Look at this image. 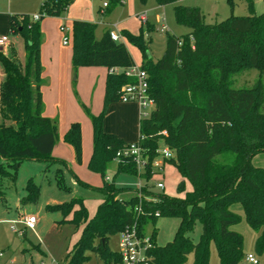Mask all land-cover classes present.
Returning <instances> with one entry per match:
<instances>
[{
  "label": "trees",
  "instance_id": "16d2710c",
  "mask_svg": "<svg viewBox=\"0 0 264 264\" xmlns=\"http://www.w3.org/2000/svg\"><path fill=\"white\" fill-rule=\"evenodd\" d=\"M74 0H43L33 20L29 14H13L10 31L20 35L25 44L26 61L22 64L12 49L5 55L0 49V65L5 79L0 86V198L4 196L3 180H17L19 166L26 160L47 164H65L53 156L58 138L54 121L43 114L40 81L41 23L47 16L60 17ZM123 0H107L108 10ZM145 2L146 0H140ZM178 0H156L158 5L173 4L176 21L190 28L182 36L166 31L165 51L155 63L148 55L151 39L142 32L132 34L122 30L128 41L143 54L141 68L148 75L149 93L155 106L150 115L141 118L140 133L145 135L142 147L147 156L143 169L129 156L117 158V152L130 142L103 128L107 108L121 101L122 87L135 79L124 70H112L106 77L102 111L89 114L93 127V152L88 167L99 173L104 194L94 217L89 218L82 197L64 203L47 204L50 212H61L62 221L83 225L79 239L73 244L63 264H82L93 251L105 261L121 262L120 252L108 247L110 236L127 228H135L138 236L150 233L152 246L148 249L149 264H209L210 243L214 241L219 264H241L245 259L243 236L232 230L240 216L230 210L239 202L248 225L259 233L255 242L257 254H264V167L253 158L264 153V14H258L254 0H245L248 15H231L212 25L205 22L200 8L176 4ZM233 7V0H228ZM96 24L74 20L72 24V65L126 69L135 65L126 44L115 41L110 31L100 38L95 35ZM149 32L153 28L148 26ZM257 69L259 77L251 88H234L236 75ZM10 122V123H8ZM166 131V133H163ZM64 141L74 147L76 158L82 157L81 124L73 122ZM166 146L172 152L163 165H174L185 181L178 184V196L155 192L149 180L156 174L154 159L158 149ZM116 163L120 172L138 174L145 183L129 199L119 197L131 188L116 185L106 178V171ZM141 170V171H140ZM61 189L69 190L61 168L56 170ZM80 184L88 183L77 177ZM22 205L37 203L40 186L34 178L26 183ZM159 217L180 219L172 241L158 245L155 241ZM197 220L202 225L200 239L195 242L189 232ZM264 264V262H260Z\"/></svg>",
  "mask_w": 264,
  "mask_h": 264
},
{
  "label": "rangeland",
  "instance_id": "374dc122",
  "mask_svg": "<svg viewBox=\"0 0 264 264\" xmlns=\"http://www.w3.org/2000/svg\"><path fill=\"white\" fill-rule=\"evenodd\" d=\"M105 1L107 0H92L94 20L89 22L97 24L96 37L100 38L103 32L104 26L102 20L105 16H107L106 20L113 24L122 23L121 21L126 19L127 21L123 25V29L132 34L142 32L145 40L151 39L148 54L154 63L162 57L165 51L166 31L177 36L185 35L190 31L189 27L181 25L176 21L173 4L159 6L156 0H146L144 3L140 0H126L128 1L127 6L119 4L114 9L105 10V12L100 13V8L103 7ZM176 4L200 8L205 16V22L210 25L223 21L231 15L243 16L249 14L245 0H233V7H231L228 0H178ZM128 6L131 8V12L126 11ZM254 8L256 13L264 14V0H254ZM142 15L146 16L145 21H141L140 17ZM149 25L153 28L151 32L148 29ZM6 28L7 25L0 21V29L5 31ZM131 29L135 31L132 32ZM0 35L8 37V40L13 43L17 56L23 62L24 58L22 54L25 53L23 38L20 35H10L5 32L0 33ZM124 38L125 40L121 41L125 42L131 54L136 57L137 61H135V65L141 66L143 60L141 49L131 44L125 36ZM70 39L72 41V36ZM258 77L259 71L257 69L244 71L235 76L234 88H251ZM262 85L264 88V74ZM153 109L154 106H150L146 111L151 112ZM85 114L88 118L87 123L74 122L81 124L82 157L83 150L85 149L86 153L89 152L87 161H82V157L81 161L77 160L74 147L64 141L65 132L62 137L63 139L57 138L56 143L57 145L61 143L66 148L63 150L61 148L55 152L56 156L63 157L62 159L65 164L47 167V164L44 162L26 160L19 166L17 180L14 184L8 179L3 180L5 194L0 198V250L4 252V256L0 258V264H63L66 262L70 249L81 235L83 225H76L70 222L71 215L66 218L68 221L63 222L61 212L46 211L45 207L47 204L64 203L70 201L73 197H82L87 206L89 218L94 217L98 205L104 198V194L98 189L103 185V178L99 173L92 171L88 167L93 152V127L89 112L85 111ZM53 121L57 126V130L60 131L63 124H60L58 119ZM67 148L71 150L72 158H70V161L71 159L74 161L73 166L67 164ZM60 150L62 151L61 153H59ZM260 158L263 159L260 161ZM254 161V164L257 166L264 167V153H259ZM155 163L163 166V168L161 170L156 169V174L149 180V186H151L153 191L162 192L164 190L166 194L171 196L182 195L178 193L177 187L183 180L185 181L186 190H191L192 186L190 182L180 174L174 165L168 163L163 165V160L160 156L155 158L153 163L154 166H158ZM58 168H61L64 182L66 187L70 188L69 190L59 187L56 179V170ZM115 172L116 163L112 162L106 171V178L108 180L114 179L118 186L131 188L119 194V197L124 199H129L135 195L137 188L145 183L143 179H140L138 174L120 172L114 176ZM77 177L88 183L89 186L80 184L77 181ZM30 178H34L40 186L39 199L37 203L22 205L20 199L26 194L25 187ZM158 182H163L165 188H158L156 185ZM230 210L240 216L239 222L232 225L231 229L243 236L245 255L253 254L259 262H264V254L259 255L255 251V242L259 233L248 225L243 206L239 202H234L230 205ZM21 215L37 216L35 230L24 229V225L18 221ZM179 223L180 219L176 217H159L156 222V243L158 245H165L172 241ZM152 229L153 225L150 224L147 227L148 236ZM201 234L202 225L197 220L193 231L189 232V236L197 242ZM108 247L113 252H121V233L110 236ZM89 255L90 258L82 264H114L113 262L105 261L93 251H90ZM192 260L193 256L190 255L187 264H191ZM116 264L125 263L119 261ZM209 264H219L214 241L210 243ZM241 264L249 263L243 259Z\"/></svg>",
  "mask_w": 264,
  "mask_h": 264
},
{
  "label": "crops",
  "instance_id": "0c3cea01",
  "mask_svg": "<svg viewBox=\"0 0 264 264\" xmlns=\"http://www.w3.org/2000/svg\"><path fill=\"white\" fill-rule=\"evenodd\" d=\"M42 1L43 0H2V2H0V21L5 23L7 28L5 31L0 29V33L5 32L12 35L10 31L11 15L37 14ZM127 2L128 1L123 0L120 4L127 6ZM104 4L103 7L100 8V13L108 10V6ZM84 5L85 7H83ZM93 10L92 0H75L60 17H47L41 23V73L38 90L41 92L43 114L52 120L58 119L60 124H63L60 131L58 130V139L63 137L71 122L80 121L81 124H83V122H88L85 111L93 115H97L102 111L106 77L111 70L121 71V68L108 69L101 66L74 68L72 65L73 49L70 37L72 36L71 29L73 21H93ZM126 11L131 12V8L128 6ZM106 18L107 16L102 20L104 26L102 34L107 30L114 31L119 33L120 41L125 40L121 32L122 30H126L123 29V25L127 20L124 19L121 21L122 23L113 24L107 21ZM141 21L144 20L141 18ZM63 28L66 30H63ZM131 31L134 32L135 30L131 29ZM12 49L15 50L13 43L10 41L6 46L1 48L5 55H10ZM22 55L24 58L23 62L18 56L17 58L24 64L26 61V50ZM132 56L134 61H137L136 57L134 55ZM4 79L5 73L0 65V86ZM141 111L140 106L136 103H112L107 108L103 120V128L106 132L113 133L126 142L135 141L140 135ZM56 142L57 141H55L52 154L57 158H61L58 155L56 156L55 152L61 148V150H63L66 146H63L61 143L57 145ZM61 150L59 153L62 152ZM66 151L68 152L66 157L67 164L73 166L74 161L72 159L70 161V158H72L71 150L67 148ZM85 153L86 150L84 149L82 161H87L88 159L89 152ZM256 156L253 158V163H255L254 159ZM262 159L263 158H260L259 160L261 161ZM22 217L21 215L19 219ZM24 229L27 228L24 227Z\"/></svg>",
  "mask_w": 264,
  "mask_h": 264
},
{
  "label": "built area",
  "instance_id": "2783aa9c",
  "mask_svg": "<svg viewBox=\"0 0 264 264\" xmlns=\"http://www.w3.org/2000/svg\"><path fill=\"white\" fill-rule=\"evenodd\" d=\"M104 5L107 4L105 3ZM38 18V14H34L32 16L33 20H37ZM141 18L144 21L146 20L145 16H142ZM63 30L66 29L63 28ZM110 36L113 40L120 41L119 33L110 31ZM8 43V37L5 35H0V49L6 46ZM121 70H124L127 76L133 77L135 79L133 83H128L122 87L121 101L126 103L138 104L142 110L140 113V117H148L151 112H147L146 109L150 106H155V103L148 90L149 83L146 71L137 65ZM163 133H166V131H163ZM144 140L145 135L140 133L137 140L130 142L126 148L117 152V158L129 156L133 158V160H135L139 169H143L147 162V156H145V151L142 147V143ZM158 152L162 160L164 158H170L172 156V152L166 146H161L158 149ZM156 185L160 189L165 188L163 182H158ZM18 221H20L25 228L34 230L37 222V216L26 215ZM151 246L152 241L150 239V236H148L147 234L143 237L138 236L135 228H127L126 230L121 232L120 254L122 261L125 264H149L148 249ZM3 256L4 252L0 250V258ZM245 260L249 264H260L259 260L253 254L246 255Z\"/></svg>",
  "mask_w": 264,
  "mask_h": 264
},
{
  "label": "water",
  "instance_id": "95a60500",
  "mask_svg": "<svg viewBox=\"0 0 264 264\" xmlns=\"http://www.w3.org/2000/svg\"><path fill=\"white\" fill-rule=\"evenodd\" d=\"M149 55V54H148Z\"/></svg>",
  "mask_w": 264,
  "mask_h": 264
}]
</instances>
